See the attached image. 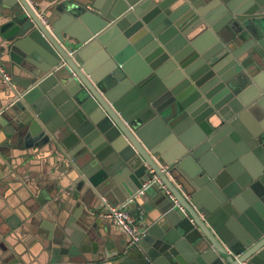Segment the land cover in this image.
<instances>
[{
    "label": "water",
    "instance_id": "1",
    "mask_svg": "<svg viewBox=\"0 0 264 264\" xmlns=\"http://www.w3.org/2000/svg\"><path fill=\"white\" fill-rule=\"evenodd\" d=\"M0 59V136L77 198L51 264H264V0H0ZM108 205L137 243L72 224Z\"/></svg>",
    "mask_w": 264,
    "mask_h": 264
},
{
    "label": "crops",
    "instance_id": "2",
    "mask_svg": "<svg viewBox=\"0 0 264 264\" xmlns=\"http://www.w3.org/2000/svg\"><path fill=\"white\" fill-rule=\"evenodd\" d=\"M0 65L7 71L1 59ZM63 162L47 147L20 149L1 134L0 264H51L50 238L73 216V199H77L67 192L70 170L68 162L62 166ZM72 224L92 237L98 232L97 240L106 242L109 252L121 247L125 239L100 213L96 217L89 213L87 222L74 214ZM82 242L89 240L83 238Z\"/></svg>",
    "mask_w": 264,
    "mask_h": 264
},
{
    "label": "built area",
    "instance_id": "3",
    "mask_svg": "<svg viewBox=\"0 0 264 264\" xmlns=\"http://www.w3.org/2000/svg\"><path fill=\"white\" fill-rule=\"evenodd\" d=\"M0 75L4 82L11 79L10 74L0 65ZM101 216L110 220L117 228H119L128 239V245H132L139 241V234L137 232V224L130 212L119 205H108L106 210L102 211Z\"/></svg>",
    "mask_w": 264,
    "mask_h": 264
}]
</instances>
